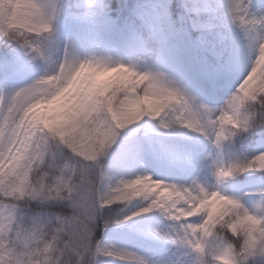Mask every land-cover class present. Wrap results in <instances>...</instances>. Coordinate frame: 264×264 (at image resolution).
Segmentation results:
<instances>
[{"label": "snow or ice", "instance_id": "obj_1", "mask_svg": "<svg viewBox=\"0 0 264 264\" xmlns=\"http://www.w3.org/2000/svg\"><path fill=\"white\" fill-rule=\"evenodd\" d=\"M249 7L231 4L246 30L264 23ZM197 10L155 0L65 43L58 0H0V264H168L181 249L195 264H264V37L239 71ZM99 46L148 66L76 54ZM188 87L235 92L212 109ZM154 213L170 223L151 226Z\"/></svg>", "mask_w": 264, "mask_h": 264}, {"label": "rangeland", "instance_id": "obj_2", "mask_svg": "<svg viewBox=\"0 0 264 264\" xmlns=\"http://www.w3.org/2000/svg\"><path fill=\"white\" fill-rule=\"evenodd\" d=\"M140 2V10L141 12H146L152 9L155 0H139ZM233 0H223V5L227 10V15L229 19L233 23V32L231 33V41L235 45L236 51L238 53L237 59V69L239 71H243L244 69V55L243 48H246L247 52V63L245 64V69H250L254 63L256 49L258 48L261 37H264V23L257 24L254 29L246 30L241 27V25L233 19L234 14L231 11V4ZM199 1L195 0V5L198 6ZM245 3L250 5L249 7V18H255L257 20H264V0H245ZM114 22L110 19L107 12L104 11L100 0H94V8L91 13L79 16L69 24L64 27H59L57 32L62 40L67 43L69 39L75 38L78 33H85L89 35L95 36H104L108 34V30ZM251 29V26H249ZM98 49L99 47H90L89 49L78 48L77 55L81 58L84 57H98ZM118 50V49H114ZM123 52V51H122ZM124 53V52H123ZM125 55V54H124ZM127 58V62H131L129 57L125 55ZM52 59H56V53L53 51ZM40 63V62H37ZM238 88V84L236 85ZM196 95L197 99L202 102L203 105H206L209 108L217 109L223 108L227 105L231 96L234 94L235 89L232 91H206L198 87H191ZM225 95H228L226 98ZM171 115H175V113H171ZM183 131V130H182ZM125 210V209H124ZM128 209H126L123 214H126ZM154 215L156 219L153 221L151 226L158 225H167L165 223L166 217L159 213L150 214ZM117 232L121 231L120 226H117ZM110 238L112 243H115L118 247L127 246L124 245L120 240L116 238L115 233L110 234ZM172 254V253H171ZM170 254V255H171ZM175 256V255H173ZM195 259H186L185 256L174 257L169 261V264H195ZM107 264H112L110 260L107 261Z\"/></svg>", "mask_w": 264, "mask_h": 264}, {"label": "trees", "instance_id": "obj_3", "mask_svg": "<svg viewBox=\"0 0 264 264\" xmlns=\"http://www.w3.org/2000/svg\"><path fill=\"white\" fill-rule=\"evenodd\" d=\"M181 0H173V5L179 4ZM104 7L107 11H109L112 18H114L117 23L121 25L130 24L134 19V13H136V0H102ZM59 3V17L57 20V23L60 20V15L64 17L66 20L70 17L76 15L79 12L85 11L84 10L79 11V7H85L87 5L91 4V0H58ZM120 5V9L117 10L116 8H113V4ZM134 11V12H132ZM175 11V8H174ZM205 11L208 12V14L201 12L199 15L193 13V16L197 19H200L202 21L207 22V24H210V28L213 29V31H221L224 34L228 35V30L231 28V23L228 21L227 17L225 16V9L222 7V0H207V7L205 8ZM128 39L132 42L136 40V37L129 34ZM9 44H11L13 47H17L15 45L14 41H9ZM5 45L3 43V38L0 37V48H3ZM124 61V60H122ZM134 63H137L138 66L141 67H147L148 64L146 63V59L144 57H138L136 60H134ZM260 137L259 135L256 136ZM70 162V161H65ZM51 163V161H50ZM142 201L138 200L134 203H141ZM26 208H30L33 211H39L40 209H44L45 211L51 209V210H61L58 205H55L51 202H45L44 204H40L38 201H31L26 204ZM120 208H125L124 205H119L116 208H114L111 212V215H120L121 212L118 211ZM108 215V213H106ZM26 218V217H25ZM166 224H169L170 221L167 219L165 220ZM103 231L100 230V234L102 235ZM192 253L189 249H181L179 251H174L169 256V261L171 258L176 257L177 255H184L191 257ZM175 255V256H173ZM178 257V256H177ZM264 260V258H257L258 262H261Z\"/></svg>", "mask_w": 264, "mask_h": 264}, {"label": "bare ground", "instance_id": "obj_4", "mask_svg": "<svg viewBox=\"0 0 264 264\" xmlns=\"http://www.w3.org/2000/svg\"><path fill=\"white\" fill-rule=\"evenodd\" d=\"M243 55H244V62H245V64H248L247 63V52H246V48H243ZM245 64H244V68L243 69H245ZM216 92L218 93V92H221V91H216ZM225 97L227 98L228 95H225Z\"/></svg>", "mask_w": 264, "mask_h": 264}]
</instances>
